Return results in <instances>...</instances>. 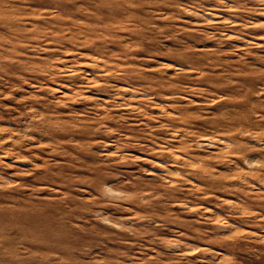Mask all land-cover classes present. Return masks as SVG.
<instances>
[{
	"label": "rangeland",
	"instance_id": "1",
	"mask_svg": "<svg viewBox=\"0 0 264 264\" xmlns=\"http://www.w3.org/2000/svg\"><path fill=\"white\" fill-rule=\"evenodd\" d=\"M0 264H264V0H0Z\"/></svg>",
	"mask_w": 264,
	"mask_h": 264
}]
</instances>
